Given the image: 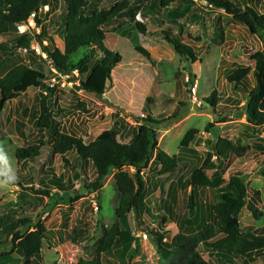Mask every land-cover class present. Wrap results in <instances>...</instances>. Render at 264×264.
I'll use <instances>...</instances> for the list:
<instances>
[{
    "label": "rangeland",
    "instance_id": "374dc122",
    "mask_svg": "<svg viewBox=\"0 0 264 264\" xmlns=\"http://www.w3.org/2000/svg\"><path fill=\"white\" fill-rule=\"evenodd\" d=\"M118 1L132 3L134 0L100 2L110 9ZM147 1H139L140 10L136 12L133 21L124 19L106 30L105 46L108 50L119 53L122 60L112 72L111 88L101 98L83 96L82 92H78L80 98L73 100L72 92L76 89L73 83L66 77H57L54 83L57 86V104L53 106V110L60 109L61 113L56 122L61 124L60 128L64 132L74 133L86 144L98 139L119 142L120 130L114 128V122L118 125L123 122L127 126L135 127L140 119L150 117L156 122H162L156 126L158 149L179 160L178 168L169 175H159V168L156 170L149 167L145 170L149 195L145 203L151 213L143 216L141 224L134 214H129L128 225L135 243L126 252L117 247L103 255L102 264H168L157 253L151 232L164 233L165 241L168 243L178 232L175 221L163 215L159 203L165 198L169 183L186 178L190 169L200 167L206 152L218 138L232 142L241 139L250 147L264 144V127L253 128L247 125L243 113L246 96L236 91L226 81L224 74L225 69L232 66L253 67L250 56L263 49L259 39L251 36L242 26L233 24L230 16L223 11L215 10L206 3L197 2L186 17L172 22L158 7L155 11L150 10ZM251 7L258 14L264 15L263 3H255ZM194 12L197 13L198 21L193 22L190 16ZM65 14L66 9L62 5L56 14L46 13V17L43 18L42 15L41 18L42 30L47 36H53L57 44L59 41L56 36L62 34L64 29L62 19ZM161 32L170 33L183 44L191 46L196 54V60L177 54L173 46L167 43L163 36L158 35ZM19 36L13 32L0 35V44L10 45L9 42ZM10 46L12 50L10 55L13 53L19 56L21 60L19 63L27 65L31 58L34 62L33 69L39 70L49 78L54 76L55 71L50 62L35 42L30 44L31 52L28 53ZM136 46L148 52L150 60L136 53L134 50ZM74 76L78 78L76 73ZM52 82L47 81L46 84ZM213 91L223 96L220 107L224 110L218 111L217 115H214L212 109L203 102ZM38 92L28 90L26 94L7 104L0 114V220L5 222L8 220V223L14 224L18 220H27L30 223L21 230L24 235L35 231L39 226L55 232L63 228L65 223V236L75 231L86 233V241L82 243L72 244L67 237L62 242H52L50 246L44 242L45 247L39 264H76L81 259L91 260L97 241L102 238V229H109L115 223L114 211L118 202L114 181L116 172L104 181L102 189L97 192L83 188L95 180L92 165L87 166L86 173H81V169L77 170L81 175L79 180L74 182L77 194L72 193L66 197L53 191L49 197H45L29 191L30 188L39 189L38 181L42 172L47 169H53L64 181L70 179L73 174V170L63 164L59 156L53 155L49 148L41 150L33 165L34 172L30 171L28 165L17 164L15 157L17 150L37 146L39 143L30 118L21 116L24 108L29 110L36 105L34 97L39 94ZM80 103L84 108L79 106ZM171 117L178 119L174 122H165ZM17 123L25 125L22 130L23 136L16 132V129L20 130ZM191 129L197 130L198 135L190 145L193 153L185 154L180 151V143ZM128 141L129 139L123 142ZM65 158L71 166L75 165L74 152L67 154ZM213 160L216 162L215 158ZM263 160L264 158L257 153H251L240 159L230 158L225 161L227 165L220 166L225 180L238 172L243 175L248 191L247 199L251 197V190H259V195L254 197V200L256 207L262 209H264V180L261 177L264 169ZM126 171L133 173L131 169ZM207 175L211 177V171H208ZM18 176L23 178L32 176L35 183L26 185L27 183L19 180L21 186L9 182L11 179L17 180ZM188 193V190L178 193L175 213L181 219L187 218ZM216 195L214 191H205L201 199L204 204L212 206L216 203ZM60 198H63V201H59ZM162 218L165 219L164 222ZM238 221L243 231L252 230L249 225H253L254 228L263 227L264 212L255 220L247 209L243 208ZM60 235H63V231ZM198 250L205 260H209L201 247ZM2 251L0 247V252Z\"/></svg>",
    "mask_w": 264,
    "mask_h": 264
},
{
    "label": "trees",
    "instance_id": "16d2710c",
    "mask_svg": "<svg viewBox=\"0 0 264 264\" xmlns=\"http://www.w3.org/2000/svg\"><path fill=\"white\" fill-rule=\"evenodd\" d=\"M100 1L0 0V35L11 32L18 34L17 25L25 24L34 14L37 29L41 28L40 33L36 34L35 30L29 31L10 41L9 44L15 49L19 48L28 53L31 52L30 44L35 42L55 71L54 76L49 78L39 70L33 69L34 62L29 58L27 65H12L0 77V114L7 104L23 96L28 90L43 92L37 95L35 106L29 110L24 108L21 112L22 118H30L39 143L37 146L17 150L15 153L17 164L28 165L30 171L34 172L33 165L40 156L41 150L49 148L53 155L59 156L63 164L73 170L72 177L64 181L54 173L53 169H47L42 172L38 181L39 189L30 188L29 191L45 197H49L53 191L66 197L72 193L77 194L74 190V182L81 177L77 170L81 169V173H86L87 166L92 165L95 180L84 185L83 188L97 192L102 189L104 181L116 172L114 181L118 202L114 211L115 223L109 229H102V238L97 241L93 259H81L76 264H102L101 257L115 248L121 247L124 252L129 250L135 243L128 225L129 214H134L141 224L143 216L151 213L145 203L149 197L145 170L149 167L156 170L159 168V175H169L175 172L179 165L177 157H170L158 149L156 126L162 122H156L150 117L145 120L140 119L135 127L127 126L123 122L121 125L114 122V128L122 131L121 142L98 139L87 144L80 137L62 131L59 123L56 122V118L61 113L59 108L53 110V106L57 104V86L52 83L47 85L46 82L55 83L57 77H66L76 87L75 92H72L73 100H78L80 97L78 92H82L83 96L101 98L111 88L112 72L122 60L119 53L108 50L105 46L106 30L124 19L133 21L136 12L140 10V0H134L132 3L118 1L110 9ZM197 2L206 3L215 10L223 11L230 16L233 24L242 26L262 43L263 49L250 56L253 67L232 66L225 69L224 74L226 81L236 91L246 96L243 113L247 125L253 128L264 127V15L258 14L251 7L255 3L264 4V0H148L147 5L153 11L158 7L172 22H175L186 17ZM61 4L66 8L65 17L62 19L64 26L61 38L62 51L55 47L54 39L45 34L41 24L42 9L47 7V13L53 12ZM190 20L198 21L196 12L190 16ZM158 35L163 36V39L172 45L180 56L196 60V54L191 46L183 44L170 33L161 32ZM43 43L46 45L44 46ZM10 45L0 44V60L3 55L12 51ZM134 48L136 53L150 60L148 52L138 46ZM53 97H55L54 102H51ZM222 100V94L213 91L203 102L212 109L214 115H217L218 111L224 110L220 107ZM79 106L84 108L81 103ZM177 119L171 117L165 122H174ZM18 126L22 135L25 125L19 123ZM197 135V130H189L180 143V151L185 154L193 153L190 145ZM125 139H129L128 143L123 142ZM47 142L49 145H46ZM250 150L253 152H249ZM72 152L76 158L75 165L71 166L65 156ZM251 153H257L264 158V144L250 147L241 139L232 142L218 138L206 152L200 167L190 169L186 178H179L170 183L165 199L160 201V206L161 209L164 208L163 215L175 221L178 232L169 243L165 241L164 233L151 232L155 249L165 262L233 264L235 261L250 258L252 260L249 264H251L255 261L253 257L264 255V232L243 231L239 225L238 217L243 208H246L255 220L262 216V212L256 207V200L252 199L253 197L247 199L248 191L243 175L238 172L228 180H224L221 171L217 170L221 166L220 163L230 158H244ZM126 169H131L133 173H129ZM208 171H214L211 177L207 175ZM261 177L264 180V169ZM19 180L27 183L26 185L35 183L32 176L26 178L18 176L17 180L11 179L9 182L22 186ZM186 190H189L186 203L187 218L181 219L175 213V209L178 193ZM209 190L217 193L216 203L212 206L204 204L201 199L205 191ZM250 192L255 196L259 195L257 189ZM59 201H63V198ZM162 221L164 222L165 219ZM29 223L27 220H18L15 224L8 223V220L6 222L0 220V247L3 250L0 252V264H39L45 247L44 242L46 245L49 244L48 242H62L66 237L72 244L86 241V233L79 231L65 236L66 223L61 229L63 235H60L62 231L58 233L47 231L41 226L24 235L21 230ZM199 247L207 254L209 260L202 257Z\"/></svg>",
    "mask_w": 264,
    "mask_h": 264
},
{
    "label": "crops",
    "instance_id": "0c3cea01",
    "mask_svg": "<svg viewBox=\"0 0 264 264\" xmlns=\"http://www.w3.org/2000/svg\"><path fill=\"white\" fill-rule=\"evenodd\" d=\"M63 4H61V5H59V7L55 10V11H53V12H49V13H51V14H56L57 12H59L60 11V8H61V6H62ZM66 9V8H65ZM47 12H43L42 13V15H44L43 16V18L44 17H46V14ZM43 27V26H42ZM40 30H41V28H40ZM8 34V33H7ZM15 34V33H14ZM62 34H63V29H62ZM61 34V35H62ZM3 35V34H2ZM61 35H58V36H56V38L58 39V41H59V43L57 44L56 43V39L53 37V36H50V37H52L53 39H54V45L56 46L57 45V47L56 48H58L60 51H62L63 50V43H62V39H61ZM16 38H18V37H15V38H13L12 40H14V39H16ZM11 40V41H12ZM43 44H46V43H43ZM59 44H60V47H59ZM12 52V51H11ZM10 52V53H11ZM10 53L9 54H7V55H3L2 56V58H1V60H0V77L3 75V73H4V71L6 72V71H8L9 70V68H10V66H16V65H19V64H21V63H19L21 60L19 59V56H17L16 54H11L10 55ZM20 60V61H19ZM52 70V69H51ZM38 93H41V94H43V92H38ZM57 95V94H56ZM36 97L37 96H35L34 97V102L36 101ZM80 97H78V99H79ZM54 99H55V97H53L52 99H51V102H54ZM33 102V103H34ZM33 105V104H32ZM75 107H78L77 105H74ZM17 126H18V123H17ZM59 127H61V124L59 123ZM61 129V128H60ZM118 130H120V129H118ZM63 131V130H62ZM16 132L17 133H19V131H17V129H16ZM120 132H122L121 130H120ZM74 134V133H73ZM21 135V134H20ZM75 135V134H74ZM21 136H23V135H21ZM77 136V135H76ZM119 138H120V140H122V135L121 134H119ZM77 137H79V136H77ZM81 138V137H80ZM125 140H128V139H125ZM124 141V140H123ZM119 142H121V141H119ZM128 143V142H127ZM47 144H49L48 142H47ZM222 164H224V165H227V163L226 162H222V163H220V165H222ZM218 170V172L219 171H221V168H218L217 169ZM222 172H223V170H222ZM222 172H220V173H222ZM214 173V171H211V176H212V174ZM221 176H222V178L224 179V173H222L221 174ZM244 176H247V175H244ZM72 177V176H71ZM251 177V176H250ZM69 179V178H68ZM178 180V179H177ZM225 180V179H224ZM173 182H175V181H173ZM170 183H172V182H170ZM170 183H169V185H170ZM168 185V186H169ZM167 192V191H166ZM188 192H189V190H188ZM261 193V192H260ZM166 196V194L164 195V197ZM257 196V195H256ZM255 195H252L251 194V197H249V198H252V199H254V197H256ZM165 199V198H164ZM164 199H162V200H164ZM162 200H160V201H162ZM160 201H159V203H160ZM161 207V206H160ZM259 210H261L262 212H264V209H262V208H258ZM163 211H164V208L162 209ZM202 213H201V217H202ZM252 224H253V221H252ZM247 225H249V224H247ZM248 227H252L253 229L252 230H254V231H257V232H264V226L263 227H253V225H249ZM62 229V228H61ZM61 229H59L58 231H55L56 233H58L59 231L61 232L62 230ZM64 233H65V231H64ZM49 244H51L50 242H48ZM48 244V245H49ZM253 259H255V261L253 262V263H251V264H264V255H262L261 257H258V256H255V258L253 257ZM252 259H242V260H240V261H235L233 264H249V262L251 261Z\"/></svg>",
    "mask_w": 264,
    "mask_h": 264
},
{
    "label": "built area",
    "instance_id": "2783aa9c",
    "mask_svg": "<svg viewBox=\"0 0 264 264\" xmlns=\"http://www.w3.org/2000/svg\"><path fill=\"white\" fill-rule=\"evenodd\" d=\"M47 7L45 9H43L42 11H46ZM34 14H32L29 18V20L25 23V24H19L17 25V32L19 35H23L25 33H28L29 31L35 30L36 34L40 33V30L37 29L38 26L36 25L35 21H34ZM54 84V82H52V85ZM94 209L96 210L95 205L93 206Z\"/></svg>",
    "mask_w": 264,
    "mask_h": 264
},
{
    "label": "clouds",
    "instance_id": "9594fccd",
    "mask_svg": "<svg viewBox=\"0 0 264 264\" xmlns=\"http://www.w3.org/2000/svg\"><path fill=\"white\" fill-rule=\"evenodd\" d=\"M45 12H47V10Z\"/></svg>",
    "mask_w": 264,
    "mask_h": 264
}]
</instances>
